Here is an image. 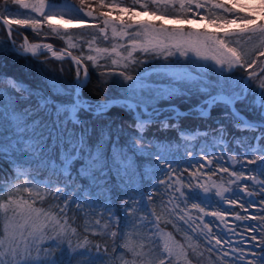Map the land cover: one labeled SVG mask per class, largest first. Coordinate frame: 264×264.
<instances>
[{"label":"snow or ice","instance_id":"1","mask_svg":"<svg viewBox=\"0 0 264 264\" xmlns=\"http://www.w3.org/2000/svg\"><path fill=\"white\" fill-rule=\"evenodd\" d=\"M12 2L20 8L30 9V12L22 14L23 18H14L15 14L9 8L8 0H4L3 5H0L4 11L0 15L4 16L3 26L9 29H11V26L16 25L36 30L40 27V17L43 18L44 22L51 25L52 13L57 8H60L62 16L68 15V22H75V27L83 25L85 17L95 19L92 11H84L87 6V0H79L80 7L71 3L70 0H64L62 4L59 3V0H37L34 4L24 3L23 0H12ZM136 2L139 4L140 11H133L129 7L119 10L120 14L128 15L129 19L126 21L123 15H118L120 29L118 31L113 26L111 29L113 36L122 37L127 34L133 37V51L139 50L149 54L154 53L157 59L164 55V60L167 63L161 66L162 74L171 77L174 83L198 85L195 91L204 95L203 103L199 107L201 116L210 114L213 107L223 105L228 109L225 112V116L234 118V127L238 131L255 133L254 136L242 137L236 140V143L242 146L248 140H251V144L245 147L244 150L242 157L244 162L241 163L239 169L233 168L229 173V166L223 163V159L229 158L224 150L216 153L215 151L209 152L202 148L199 158L189 151L187 153L189 156L187 165H182L181 161L169 159L159 152L149 153L159 162L154 166L153 174L145 173V178L151 180L152 183L147 192L142 187L137 186L131 190L132 194L122 198L119 210L124 213L122 217L114 209L109 197L106 196L104 201L98 200L99 194L107 190L105 185L108 183L109 172L112 168L109 166L99 146L93 148L88 145L87 129L76 134L61 126L60 122L57 121L49 131V137L52 140L51 147L42 148L43 140L39 143H34L32 137L27 135L28 127L23 120L12 121L11 126L14 128V132L8 137L7 141L4 139L3 131H0V161L7 162L13 168L14 173L18 172L16 169L17 164H21L22 167H30L31 163L35 161L38 166L43 164L48 167L50 176L45 181L40 179L34 170L31 173L25 171L24 179L26 182L19 186L15 184V181L21 178L19 174H11L7 178L0 176V199H3L5 195L14 197L27 193V197L24 199H9L7 205H0L5 210V215L0 217L4 224L3 239H0V264H71L74 258L79 261V264H117L118 258L122 264H128L127 261H123V257L117 251L120 247L119 242L124 239L125 228H131L133 231L138 230L136 213H144L142 218V221H145L142 222L143 228H147L153 222L148 202L153 201L156 193L160 191L158 184L165 185V189L169 191L170 202L175 201L173 214L176 218L188 224L189 229L193 232L201 229V225V232H203V229H207V232L203 233V235L210 245H212L214 240L213 250H223L225 257H229L231 254L228 264H264V208L259 213L252 212L248 216H241L239 213L231 211L234 207H240L247 211L248 207L258 205V202L253 198L256 195H259L260 200L264 201V78H254L257 81L255 88L253 87V77L251 76L246 81L243 77L236 81L232 79L237 69H245L246 64L247 67H251L255 63V61H252L251 64L247 62L241 63L242 57L237 53L234 45L238 46L245 36L249 40L264 41V23L259 24L258 27H249V25L257 24L256 14L244 15L235 11L237 7L236 0H232V6L221 2V0H207V2L205 0H178L181 12L185 13L183 16L184 22L192 23L195 21L199 23L207 20L220 30L217 33H193L188 31L186 35L190 39L184 40L185 32L183 29L169 30L162 25L157 27L147 22L134 25L131 22L132 15H145L149 14L150 11L147 3H140V0H136ZM158 2L159 0H152L154 5ZM165 2L175 4L177 0H165ZM100 6L104 7L103 3ZM201 9L204 11L201 12ZM189 12L191 13V18L187 15ZM31 13L39 15L33 17ZM151 14L155 15L156 12L153 11ZM110 15V12L102 13L105 28L99 29V35L104 36L105 39L107 38L105 30L112 23L109 20ZM164 18V16H161V19ZM233 26L240 31H224ZM93 27L96 26L93 25ZM133 28H136L137 31L134 33L128 32L129 29ZM50 31L64 39L59 29L50 28ZM221 33L223 34L221 35ZM8 35L12 36L11 30H9ZM79 35L89 37V39L82 41L81 47H83V44H87L89 50H92L93 43L98 39V36L95 33H80ZM136 37L145 38L143 41L144 47L138 48ZM168 37L176 38L177 42L171 46L165 44V40ZM192 37H195V39H191ZM66 43L69 48L76 47L72 36L68 37ZM119 46L123 47V45ZM116 47V45H113V52H115ZM202 47L228 53L224 59H216V64L219 67L215 71L222 79H217L215 83L204 79L202 74L192 75L191 72L185 71L182 66L183 61L181 58L187 63H193L194 61H192L188 53L191 51L199 58ZM22 48L24 53L31 52L33 56L36 55L38 49H42L43 52L51 53L57 59L62 58L61 54L53 50L51 44L29 45L26 37ZM161 48L164 49L163 52L157 51V49ZM12 50H15L14 42ZM96 51L101 54H108L107 48L96 49ZM66 54L68 56L72 55L70 51L66 52ZM260 55L264 56V51H261ZM81 56H83V53H81ZM131 56L132 52L128 51V57ZM168 57H174L175 59L168 62ZM87 60L94 62L95 57L89 54L87 55ZM74 62L77 65V83L74 89L65 92L66 95L72 97L71 103L55 104L50 98L41 97L40 106L44 107L45 105L54 104L57 116L62 112L69 113V118L72 122L80 124L81 121L76 116L79 110L84 109L89 112L94 111L103 114L114 101H101L95 104L85 101L79 94V87L87 81L88 71L87 68H83L80 59L74 58ZM111 62L112 64L117 63L115 59H112ZM123 67L127 69L129 65L126 63ZM202 67H207V65H202ZM81 68H83L84 80L79 79ZM118 75L126 81H133L124 89V94L119 98V102L121 107L134 113L136 128L140 132L136 139L143 142L144 128L154 122L144 117L150 110L152 114L160 111L153 101L170 99L178 94L180 89L178 86L169 87L164 84L150 83L144 74L138 75L135 79L131 74L126 75L124 71H120ZM4 83V78L0 77V91H3L2 86ZM6 83L15 91L21 93L27 91L14 80L8 79ZM250 96L253 97L252 100H249ZM257 97L258 99H256ZM238 104L245 105L250 107L251 110L258 112L259 119L248 120L243 117L240 114V110L236 107ZM173 111L175 112V109ZM12 114H14V108L10 109L9 115ZM180 115L177 112L174 118L178 120ZM4 118L3 105L0 104V121H3ZM167 120L168 118L161 121L164 128L169 127ZM172 127L175 128L176 125L173 124ZM225 131L224 125H218L217 132L219 135L218 138L214 137V140L218 139L219 144L227 143L224 138ZM180 134L184 136L183 132ZM203 135L207 136L208 133L205 132ZM187 139L191 140L193 137H188ZM57 147L59 149V164L54 160L49 164V158L46 157L45 153L52 152ZM132 148L135 152L144 153L146 151L137 147L136 143L132 144ZM212 157L217 158V167L212 169V174L229 173L230 177H235V180L232 181L236 185L235 188L225 187L224 184L227 181L219 184L204 182L202 170L205 168L206 163L211 166ZM230 158L235 162V154H232ZM77 163L80 166L74 174L73 166ZM113 164L118 165L116 170L119 173L120 170H127L131 166V161L130 159L122 158V154L114 149ZM247 165H255V167L248 168ZM182 166L184 171L188 172V177L183 178V180L176 178V174ZM193 166H195L196 170L189 171V168ZM165 177H167V180ZM241 180H251L252 183L241 185L239 184ZM77 181H87V186ZM41 187L48 190L46 195L51 198L48 202L54 201L56 203L55 215L33 206L36 196H40L41 200L44 199V196L41 195ZM92 189H96L95 195ZM213 189H215L214 193L212 192ZM226 193L228 195H225ZM241 194H244V197L247 198H243ZM30 200L33 203H30ZM193 210L196 213L195 216L190 214ZM77 212H84L95 217V223L85 227H91L93 229L92 234L99 233L105 241L108 237H111L113 242L110 247L106 242L103 244H91L87 236L82 237L84 240L83 244L76 245V247L72 246L71 236L77 234V229L76 227L70 228L68 225L75 223L72 217ZM41 217H44L47 223L40 224ZM203 217H213L215 220L205 221ZM229 217L236 221L258 220L256 225L241 224L236 226L243 227L246 230L250 229L257 234L250 237L243 236L238 243L233 242L226 234L225 229L235 235H240V233H236L233 228H228ZM216 221H220L224 227L218 228V231L213 235L212 228L218 227L215 223ZM26 225L27 229L25 228ZM25 231L27 232L26 238ZM46 240L48 243L44 245ZM215 246H219V248ZM225 246H227V250H224ZM123 247L132 250L127 242H125ZM57 249L59 250V256L53 255V250ZM165 250L170 252V249L166 248ZM110 251L111 255L109 254ZM33 252L36 253L35 257ZM150 264H155V258ZM159 264H165V261L161 258Z\"/></svg>","mask_w":264,"mask_h":264},{"label":"trees","instance_id":"2","mask_svg":"<svg viewBox=\"0 0 264 264\" xmlns=\"http://www.w3.org/2000/svg\"><path fill=\"white\" fill-rule=\"evenodd\" d=\"M37 2V0H32ZM64 0H59V3H63ZM71 3L80 7L79 0H70ZM223 2V1H221ZM4 0H0V5H3ZM103 3L104 7H101ZM140 3H147L150 11H155L156 13H161L167 17H174V10H181L179 2L175 4L166 3L165 0H159L157 4H152V0H140ZM9 8L13 13L17 12L20 7L14 4L12 0H8ZM118 7L132 8L133 11H140L139 4L136 0H87V6L84 11H92L93 18L85 17V23L79 27L71 26L69 28L59 27L56 28L54 25H49L45 22L40 24V27L36 30L27 27L14 26L12 30V36L15 43L19 44L23 41V38L31 43L34 42H49L54 44L56 47H62L70 52H72L76 57H78L88 69L90 78L86 86L82 90L83 99L97 103L107 100H119L124 94V89L128 84L133 83V81H126L121 76L118 75L120 71H124L125 74H131L134 79L140 74H144L150 83L164 84L169 87L178 86L179 93L189 97L192 100H200L204 98V95L195 91L198 85H189L188 83H174L172 78L169 76H164L162 74V69L157 67V65H152L150 61L151 54L135 50L132 52V56L128 57V51H131L129 47V40H127L126 35L122 37H114L111 31L112 27L115 26L119 31L120 26L118 23V16L114 17L112 14L109 16V20L112 22L105 30L106 39L99 35V29L105 28L103 23L104 17L102 13H108L107 8ZM3 7H0V13H3ZM60 8L54 10V14L63 19L68 20V15H61ZM4 19L3 15H0ZM3 24L0 22V77H3L5 83L3 84V91H0V104L3 105V112L5 118L0 121V131H3L4 139L7 141L8 137L14 132V128L11 126V122L17 119L23 120V122L28 127L27 135L32 137L34 143H39L43 140L42 148L51 147L52 140L49 137V131L54 127L57 121L60 122L61 126L66 127L68 130L75 132L76 134L81 133L84 129H87V143L90 147L99 146L104 156L107 159L109 166L112 170L109 172L108 183L105 185L107 189L105 192L100 193L98 196L99 201H104L105 197L110 198L111 204L114 209L119 212L123 217L124 213L120 212V205L122 203V198L132 194L131 190L134 187L140 186L145 192L149 190V186L152 181L145 178V173L148 172L149 175L153 174V168L159 162L153 155L149 153H161L169 159H175L182 162V165H187L189 160L188 152H192L194 156L199 158L201 149L206 151L220 153L222 150L226 151L227 157L223 159V163L229 166V173L233 168L239 169L241 163H243V155L245 147L251 144V140H248L243 146L236 143L237 139L242 137L254 136L255 133L241 132L235 127V120L232 117H226L225 112L228 111L223 105H217L213 107L210 114L201 116L198 112H191L194 105H188L184 103H176L178 106V111L173 109H163L160 110V114L152 115L154 122L147 125L143 131V142L137 140L136 138L140 135V132L136 128V120L134 119V113L121 107L120 104L114 105L108 109L107 112L103 114H95L87 110L81 109L77 113V118L81 121L80 124H74L69 118V113L62 112L59 116L56 114L55 105H45L40 106V98H50L55 104H69L71 103L72 97L66 95L65 92L74 89V79L75 73L74 69L69 62L59 63L52 59H33L30 57H23L18 55L14 50H12L11 42L9 36L5 32ZM95 25L96 27H93ZM50 28H56L60 30L61 35L64 39H61L56 34L50 31ZM130 32V30H128ZM18 33V34H17ZM80 33H95L98 39L93 43L92 50H89L87 44H83L82 41L89 39L88 36H80ZM69 36L74 37L76 47L69 48L66 43ZM113 45H116V50H119V55L113 52ZM119 45H123L120 47ZM108 49V54H97L96 49ZM127 49V51H126ZM159 51V50H157ZM264 51V47L254 54L255 63L251 67L245 69H237L232 76L233 81L239 80L241 77L247 78L255 68L260 67V63L264 59V56L260 55V52ZM83 53V56H81ZM93 55L95 61L87 60V55ZM112 59L117 61L116 64H112ZM160 58H155L154 54V64L158 63ZM241 63L246 61L241 60ZM128 64L129 67L125 69L124 64ZM148 64V66H146ZM201 69L198 71H190L192 75H203L204 79L215 83L217 79H222L219 74L215 71V68L209 67L206 70L204 67L200 66ZM253 68V69H252ZM201 70L206 71L205 73ZM264 78V70L260 75L255 76ZM254 77V78H255ZM253 78L252 83L255 88L257 81ZM8 79L16 81L18 84L22 85L27 91L21 93L15 91L9 87L6 83ZM191 89V90H189ZM62 90V91H58ZM253 97H249L252 100ZM258 99V97L256 98ZM240 110V114L243 115L248 120H258V112L251 110L242 104L236 106ZM14 108V114L9 115L10 109ZM180 113L179 119H175L176 113ZM27 113V114H26ZM146 117H149L146 114ZM168 118L167 122L169 127L164 128L161 121ZM66 122V123H65ZM175 124L176 127L173 128L172 125ZM218 125H224L226 131L224 133V138L227 141L226 144H219L218 139L214 140V137L218 138L217 128ZM181 132L184 136H181ZM207 132L208 135L205 136L203 133ZM188 137H193L189 140ZM136 143L137 147L145 149L144 153L135 152L132 148V144ZM118 151L122 154V158L130 159L131 166L127 170H120L117 172L118 165L113 164V152ZM58 147L52 152H46L45 155L48 157V163L55 161L59 164L58 157ZM235 154V162L232 157ZM19 155V154H17ZM27 159V157H25ZM216 157H212V164L208 166L206 163L205 168L202 170V179L206 183L219 184L223 181H227L224 184L225 187L235 188V177H230L229 173H219L217 175L212 174V169L217 167ZM79 163L73 166V173L79 168ZM248 168H254L255 165H247ZM17 173H14L13 168L9 166L7 162L0 161V176L7 178L11 174H19L21 178L15 181L16 186L24 184L26 181L24 179V172L28 171L31 173L33 170L42 180H48L50 176L49 168L43 164L38 166L37 162H32L30 167L21 166V164L16 165ZM195 166L190 167L189 171H195ZM188 177V172H185L183 166L180 167L176 178L183 180V178ZM62 179V178H61ZM167 180V177H165ZM78 183H84L87 186V181H77ZM251 180H241L239 184H251ZM181 186V185H177ZM40 187V186H38ZM160 191L156 193L153 201L149 203V209L152 212V223L149 224L147 228L142 227V218L144 217L143 212L136 213V224L137 231H133L131 228L124 229V239L120 243L118 253L123 257V261H127L128 264H150L144 262L143 257L135 253L133 250L124 248L123 245L128 241L127 234L131 233L132 236L137 241H145L148 244L151 240L154 241V251L156 255L155 264H159V260L162 258L165 264H228V260L231 258L225 257L223 255V250L215 251L213 250L214 240L212 245H210L203 235L207 232V229H197L196 232L189 229L188 224L184 221L178 220L173 214V205L175 201L170 202L169 191L165 189V185L158 184ZM15 190V189H13ZM46 188L41 187V195L44 199L41 200L40 196L35 197V202L33 206L41 209L42 211L49 212L51 215H55L56 203L53 201L49 203L51 199L46 195ZM215 189L212 190L214 193ZM93 194H96V189H92ZM225 195H228L227 193ZM243 198L244 194H241ZM27 197V193H22L19 196L9 197L5 195L3 199H0V205H7L9 199L21 200ZM258 205L248 207L247 211H244L240 207H234L231 211L239 213L241 216H248L252 212L259 213L262 208H264V201L260 200V196L256 195L253 197ZM217 199H219L217 197ZM190 207V205H189ZM90 211V210H89ZM191 215L195 216L196 213L193 210ZM5 215L4 208L0 207V217ZM205 221L215 220L213 217H203ZM75 221L74 224L70 223L68 226L76 227L77 234L71 236V243L73 247L84 243L82 237L87 236L91 244L97 243H107L110 247L113 240L108 237L106 241L99 234H92L93 229L91 227H85L86 225H91L95 223V217L87 215L84 212H77L75 216L72 217ZM40 224L47 223L44 217L40 218ZM191 223V222H189ZM218 227L212 228V234L214 235L218 228H223L224 225L220 221L215 222ZM258 220L249 219L244 221H236L232 217L228 218V228L235 229L236 233L240 235H235L231 231L225 229L226 234L229 238L238 243L243 236L256 235V232L246 230L243 227H236L237 225H256ZM4 224L3 220H0V239H3ZM47 231V229H45ZM164 241H171L175 246V253L170 254L165 257ZM48 241H44L46 245ZM23 246V245H21ZM43 246V245H42ZM171 246V245H170ZM219 248V246H215ZM227 250V246L224 247ZM154 251L151 252V256L154 257ZM179 254V260H177L175 254ZM112 254L111 251L109 253ZM53 255L59 256V250H53ZM33 256L36 253L33 252ZM42 258V257H41ZM71 264H79L77 259H73ZM117 264H122V262L117 260Z\"/></svg>","mask_w":264,"mask_h":264},{"label":"rangeland","instance_id":"3","mask_svg":"<svg viewBox=\"0 0 264 264\" xmlns=\"http://www.w3.org/2000/svg\"><path fill=\"white\" fill-rule=\"evenodd\" d=\"M221 1H223L224 3H228L229 6H232V0H221ZM23 2L28 3V4L36 3V2H33L32 0H23ZM205 2H207V0H205ZM236 3H237V7L235 8V11L240 12L241 14H244V15H252L254 13L256 14L257 24L256 25H249V27H258L259 24L264 23V0H236ZM107 10L114 17H116L118 15H123V14H120V12H119L120 8H118V7L107 8ZM45 11H47V9H45ZM200 11L203 12L204 10L201 9ZM28 12H30V9L20 8L17 12L14 13L15 14L14 18H23L22 14L28 13ZM152 12L153 11H149V14H145V15H132L131 16V22L134 25L140 24L142 22H147L148 24H152V25H155L157 27L162 25L164 28L169 29V30L183 29L185 32V36L183 37L184 40L190 39L186 35V33L188 31H192L193 33H197V32L217 33V32H220L219 29L215 28L207 20L199 22V23H197L195 21H193L192 23L184 22L183 16L185 15V13L181 12V10H174L173 11V12H175L174 17H167V16L162 15L161 13H156L155 15H153V14H151ZM31 15L33 17H36L39 14L31 13ZM52 15H53V19L51 21V24L54 25L56 28H59V27L69 28L71 26H74V24H75V22L70 23V22H68V20L63 19L59 16H56L54 14V12L52 13ZM187 15L189 16V18H191L190 12L187 13ZM161 16H164L165 18L161 19ZM177 17H179V19H177ZM123 18H124V20L127 21L129 19V16L123 15ZM43 22H44L43 18L40 17V24H43ZM3 28L8 35L9 30H13L14 26H11V29H9L6 26H3ZM129 30H130V32H133V33L135 31H137L136 28L129 29ZM224 31L239 32L240 30L233 26L232 28L225 29ZM222 34L223 33H221V35ZM249 35H251V34H249ZM126 37H127V40H129V42H130L129 47H131V52H133V50H132L133 37H130L127 34H126ZM12 38H13V36H12ZM144 39H145L144 37H136L135 38L138 48L144 47V43H143ZM191 39H195V37H192ZM176 42H177L176 38H174V37H168L165 40V44H167L169 46L175 44ZM28 43L31 45H33V44H40V45L41 44H49L48 42H34V43L28 42ZM19 47H21V46H19ZM52 47H53V45H52ZM234 47H236L237 53L241 55V57H242L241 60L246 61L248 64H251L252 61H254V54L259 52L264 47V41L256 40V39L249 40L248 37L245 36L244 39L240 41V44L238 46L234 45ZM157 50H159L161 52L164 51L163 48L157 49ZM115 52L118 53L119 55H122L121 53H119V50H115ZM97 54H101V53L97 52ZM188 55L191 57L192 61H194L193 63H187V61H184L183 58H181V59L183 61L182 66H183L184 70L190 72V71L200 70L201 69L200 66H202V65H207V67L203 68L205 70L209 67L216 69L219 67V65L216 64V59H224L228 55V53L216 51V50H210L207 47H202L200 49V57L199 58L195 55V53H193L191 51L188 53ZM204 57H206V59H204ZM42 58L54 60L49 55H47V57H42ZM159 58H160L159 62L154 64V53H152L150 56V61L152 62V65H157V67L162 69L161 66L166 64L167 62L164 60V55H161ZM174 59H175L174 57H168V62H171ZM57 62H59V63L69 62L72 64L71 61L66 60V59L63 61L58 60ZM146 66H148V64ZM72 67H73V65H72ZM73 69H74V73H75L74 74L75 79L73 81L74 88H75L76 83H77V67H73ZM263 70H264V59L262 60V63H260V67H258L257 69L255 68L253 73H251L247 78H245V81L250 76L254 78L255 76L260 75V73ZM201 71L204 73L206 72L204 70H201ZM79 79L80 80L85 79L83 74L80 75ZM80 96L82 97V92H81ZM203 100H204V98H202V99L200 98V100L199 99L198 100H192L189 97L178 93V94L172 96L170 99H160V100L153 101V103L160 110L175 109L177 111H178V106H176L177 105L176 103H184V104H188V105H194V107L191 110L192 111L195 110V111L199 112V107L203 103ZM85 101H87V100H85ZM113 101H117V100L113 99ZM90 103H92V102H90ZM92 104H95V103H92ZM77 113H76V116H77ZM150 114H152L151 110L149 111L148 115H150ZM25 228L27 229V225L25 226ZM26 237H27V232L25 231V238ZM127 237H128L127 243L129 244V248L132 249L138 255L142 256L144 262L150 263L153 260V258H155V262H156L157 258L155 255L156 253L154 251V249H155L154 248V246H155L154 241L151 240L150 244H148L145 241H137L132 236L131 233L130 234L128 233ZM21 245H23V244H21ZM164 248L170 249V252L165 250V252H164L165 257H168L170 254H174L176 251L175 246L173 245V243L171 241H169V242L164 241ZM152 251H154V257L151 256ZM175 256H176L177 260H179V258H178L179 254L176 253Z\"/></svg>","mask_w":264,"mask_h":264},{"label":"bare ground","instance_id":"4","mask_svg":"<svg viewBox=\"0 0 264 264\" xmlns=\"http://www.w3.org/2000/svg\"><path fill=\"white\" fill-rule=\"evenodd\" d=\"M1 18V17H0ZM12 31V30H11ZM9 39H10V42H11V46L13 45V42H14V40L12 39V36L11 37H9ZM24 40H25V38H23V41L21 42V43H19V44H17V43H15L14 42V44H15V52L18 54V55H20V56H23V57H30V58H33V59H43L42 57H40L39 55H35V56H33V54L31 53V52H28V53H24L23 52V48H22V45H24ZM29 42V41H28ZM49 43V42H48ZM49 44H52V43H49ZM53 45V48L55 49V51L58 53V54H61L62 55V58L61 59H54V61L55 62H57L58 60L59 61H63V60H69V61H71L72 62V64L71 65H73V67H77V65L75 64V62H74V58H76V59H79L78 57H76L72 52V55L71 56H68L67 54H66V52H68L69 50H67V49H65V48H62V47H56L54 44H52ZM19 46H21V47H19ZM44 57V56H43ZM47 57V56H46ZM81 64L83 65V68H86V66H85V64L81 61ZM83 68H81V74H83ZM87 71H88V69H87ZM89 78H90V75H89V72H88V79H87V81L85 82V83H82L81 84V86L79 87V94H81V92H82V90H83V88L86 86V84L88 83V81H89ZM107 101H109V100H107ZM117 101H119V100H117ZM117 101H114L113 103H111L110 105H109V107L107 108V110L106 111H104V113L105 112H107L108 111V109L109 108H111L112 106H114V105H118L119 103H116ZM193 111H195V110H193ZM193 111H191V112H193ZM195 112H198V111H195ZM93 113H95V114H99V113H96V112H94L93 111ZM199 113V112H198ZM158 114H160V111L158 112V113H156V114H150V115H148L149 117H146L145 119H152V117L154 116V115H158ZM153 115V116H152ZM206 115H208V114H206Z\"/></svg>","mask_w":264,"mask_h":264},{"label":"built area","instance_id":"5","mask_svg":"<svg viewBox=\"0 0 264 264\" xmlns=\"http://www.w3.org/2000/svg\"><path fill=\"white\" fill-rule=\"evenodd\" d=\"M29 45H31V44H29ZM41 45H43V44H41ZM39 50H40V51H39ZM53 50L55 51L54 48H53ZM36 54L39 55L40 57H43V56H47V55H49L51 58H53V59H57L56 57L52 56L51 53L43 52L42 49H38L37 52H36Z\"/></svg>","mask_w":264,"mask_h":264},{"label":"water","instance_id":"6","mask_svg":"<svg viewBox=\"0 0 264 264\" xmlns=\"http://www.w3.org/2000/svg\"><path fill=\"white\" fill-rule=\"evenodd\" d=\"M0 22H2L3 23V19L2 18H0ZM116 103H120L119 101H117Z\"/></svg>","mask_w":264,"mask_h":264}]
</instances>
